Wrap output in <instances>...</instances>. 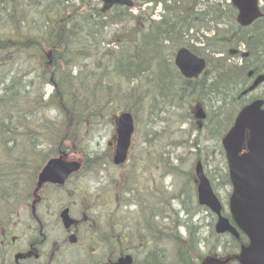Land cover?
<instances>
[{"label":"trees","instance_id":"trees-1","mask_svg":"<svg viewBox=\"0 0 264 264\" xmlns=\"http://www.w3.org/2000/svg\"><path fill=\"white\" fill-rule=\"evenodd\" d=\"M136 1L154 7L137 19L125 6L102 12L101 0H0V226L24 202L45 162L67 155L69 142L83 150L93 123L119 107L136 114L147 105L149 116L162 118L199 97L208 112L203 139L218 142L246 103L232 94L241 69L217 56L232 33H247L253 54L264 53V0L262 16L248 26L236 21L237 10L226 0ZM158 3L163 13L155 20L150 16ZM118 25L121 32H109ZM182 45L207 60L197 79H185L173 62ZM202 130L192 145L207 154ZM101 158L87 157L85 164L95 169ZM221 176L229 184L227 170ZM189 197L185 192L180 200L185 220L179 209L171 214L160 207L158 235L136 264H201L213 253L234 256L247 243L243 233L236 239L213 229L202 240Z\"/></svg>","mask_w":264,"mask_h":264},{"label":"rangeland","instance_id":"rangeland-1","mask_svg":"<svg viewBox=\"0 0 264 264\" xmlns=\"http://www.w3.org/2000/svg\"><path fill=\"white\" fill-rule=\"evenodd\" d=\"M211 1L215 2V0ZM100 4L98 5L101 6ZM150 8H152L150 4L143 3L140 10L132 8V13L133 15L141 13L137 18L139 19L145 17ZM160 12L161 9L157 6L152 16L159 18L161 17ZM120 30L121 26L118 25L113 26L109 32H121ZM168 49L171 51V47ZM46 90L50 93L52 87L46 86ZM199 103L202 104L201 98L193 97L190 107H186L187 104L182 108L180 106L174 107L168 111L169 113L162 114V118L149 116L147 105L137 109V113H134L136 126L130 156L121 167H115L111 160L105 162V159L109 154L113 156L115 150L117 114L127 109L119 107V112L113 113L112 116L102 121L94 122L84 141L80 144L83 150L79 146L75 147L72 142L68 143L69 150L66 160H78L84 163L87 157L91 160L95 158L96 154L102 157L100 165L94 166L95 169L85 166L79 172L81 175L80 182L89 194L93 193L100 198L109 194L115 200L114 203L109 202L108 204L113 209L115 223L120 222L129 225L128 222H132L137 227L140 217L139 211L140 214L142 213V208L139 206L145 208L151 202L157 208V223H159L160 207L163 210L167 208L168 213L171 214L175 209H179L180 219L185 220L187 214L182 210L184 207L180 200L183 199L185 192H189L188 203L195 213L191 221L196 225V234L202 240L211 237L216 218L208 210L201 206L198 207L194 175L196 161H202L205 173L212 181L213 187L216 186L214 190L224 205L225 213L228 208V195L231 192V185L221 176V173L227 170V165L224 152L221 153L219 146L220 140L218 142L214 140L205 141L203 135L207 130L204 129L202 130L204 132L201 137V146H208L209 152L206 154L204 151H198L196 145H192L196 143L195 138L199 137L200 132L193 118L194 110L196 105H200ZM129 111L132 112L133 110ZM152 194L156 201H151ZM176 195H181L180 200L176 198ZM123 198L127 201L134 199L135 203L133 206H129L125 203L127 201L122 203ZM100 203L104 204L103 199ZM168 227L173 232L171 223L168 224ZM180 231L185 235L187 230L181 226ZM202 250L204 251V247ZM213 254L220 256L219 253Z\"/></svg>","mask_w":264,"mask_h":264},{"label":"flooded vegetation","instance_id":"flooded-vegetation-1","mask_svg":"<svg viewBox=\"0 0 264 264\" xmlns=\"http://www.w3.org/2000/svg\"><path fill=\"white\" fill-rule=\"evenodd\" d=\"M246 34L232 33L217 57L241 69L232 94L247 101L264 99V53L253 54ZM85 166L82 163L80 171ZM79 175L40 187L35 182L24 202L0 226V264H110L127 254L132 264L144 259L142 245L158 235L153 202L139 206L137 227L132 222L115 223L108 206L115 200L109 194L103 198L89 194ZM151 199L156 201L153 194Z\"/></svg>","mask_w":264,"mask_h":264},{"label":"water","instance_id":"water-1","mask_svg":"<svg viewBox=\"0 0 264 264\" xmlns=\"http://www.w3.org/2000/svg\"><path fill=\"white\" fill-rule=\"evenodd\" d=\"M102 12L113 5L131 7L132 0H101ZM237 9V21L248 25L262 12L259 0H229ZM175 64L186 78H195L203 72L206 60L191 52L189 48H180L175 56ZM258 79L254 85L257 84ZM195 116L201 120L206 117L203 107L196 110ZM134 131L133 116L123 111L117 118L116 146L112 157L115 165H121L127 159ZM232 192L228 207L230 217L222 213V204L206 176L201 161H197V198L200 205L209 208L216 216L215 231L229 233L239 238L241 231L248 239L243 244L235 259L239 264H264V100L255 99L243 106L238 112L233 125L221 140ZM80 162L66 161L62 157L51 158L38 175L37 185L45 182L63 183L73 172L79 170ZM232 256L224 258L207 256L202 264H228ZM132 257L127 255L110 264H131Z\"/></svg>","mask_w":264,"mask_h":264}]
</instances>
